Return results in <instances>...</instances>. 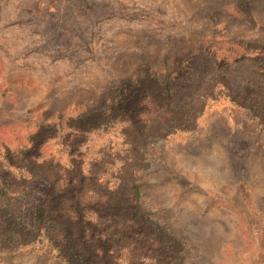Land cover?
<instances>
[{
  "label": "rangeland",
  "instance_id": "obj_1",
  "mask_svg": "<svg viewBox=\"0 0 264 264\" xmlns=\"http://www.w3.org/2000/svg\"><path fill=\"white\" fill-rule=\"evenodd\" d=\"M34 177L112 199L135 264H264V0H0V178ZM94 229L84 264H118Z\"/></svg>",
  "mask_w": 264,
  "mask_h": 264
},
{
  "label": "trees",
  "instance_id": "obj_2",
  "mask_svg": "<svg viewBox=\"0 0 264 264\" xmlns=\"http://www.w3.org/2000/svg\"><path fill=\"white\" fill-rule=\"evenodd\" d=\"M100 178H97L100 183L106 184ZM76 181L71 179L67 183L59 180L55 182L54 192L62 195L59 196L58 204L54 205L49 201L50 194L47 191L50 183L45 179L34 177L15 186L3 183L0 178V238L3 234L6 236L10 233L15 240L6 246L0 245V255L12 252L17 247L40 244L57 262L84 264L83 257L87 254L85 248L93 249V253L96 248L99 249L92 245L97 241L94 239V227H99L100 237L109 242L116 240L112 242L110 249L104 250L105 257L118 264H135L138 260L149 259L143 257L135 247L133 238H137L138 233L134 231V221L125 217H117L112 221L107 213H102L104 206L113 203L112 199L94 187L90 189L85 183L77 184ZM78 189L79 192L75 191ZM70 190L73 191L72 198L68 197ZM131 190L132 200L138 201V186L135 182L131 183ZM58 216L82 223L83 228H66L54 220ZM2 217L7 223L1 221ZM166 230L163 228L164 232ZM123 251L128 258L123 257Z\"/></svg>",
  "mask_w": 264,
  "mask_h": 264
}]
</instances>
